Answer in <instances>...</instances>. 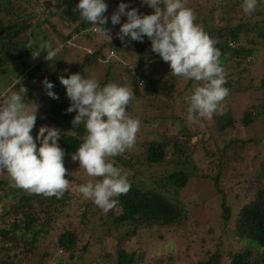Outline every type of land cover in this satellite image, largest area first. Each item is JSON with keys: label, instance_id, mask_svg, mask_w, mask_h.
<instances>
[{"label": "trees", "instance_id": "1", "mask_svg": "<svg viewBox=\"0 0 264 264\" xmlns=\"http://www.w3.org/2000/svg\"><path fill=\"white\" fill-rule=\"evenodd\" d=\"M105 2L108 4V11L105 15L109 17L105 27L111 30L110 34H116L120 25L113 26L110 17L118 5L124 1L105 0ZM32 3L33 0H0V68H11L12 76L16 73V78L9 77L7 81L0 80V82L2 81L0 86L5 90L15 88L19 82L18 79L21 78L22 85L28 89L25 102L30 107H34L32 105L33 98L36 93L41 91V101L44 103L45 111L44 116L37 117L36 122L40 127L49 126L60 130L59 145L65 151L64 163L66 165L72 160V154L83 142L86 130L83 124L73 128L72 121L77 113L66 111L71 102L67 98L65 87L58 78L61 74L65 75V67L56 58L52 61L45 60L46 51L41 50L39 39L43 36L41 31L46 33L44 26L51 24L52 19L56 16L59 18L67 16L71 20L78 21L71 34L67 36L61 34L60 43L62 42L64 45L59 46L60 50L67 47L69 40H72V43L79 39L90 40L98 34H84L91 25L82 17H78L79 10L74 11L79 0L68 2L51 0L50 3L61 10L62 15L50 12L46 13L44 18L41 16L45 9H42V13L29 10ZM126 3L138 9L141 15H145V12L142 14L144 8L150 9L148 14L152 11L154 13V9L143 4L142 0H126ZM241 4H243V0H194L192 5L186 4L194 10L195 14L203 8L208 12V15L197 24L201 25L215 41V47L221 52L220 61L225 72V64L228 59L250 57L251 47L254 45L256 49L258 47L260 51L264 50V44H260L255 39L264 40V27L262 28L258 24L248 27L247 23L231 26L235 18L234 15L237 14L236 8ZM257 5L264 7V0H257ZM256 13L259 15L261 12ZM121 20L125 22L126 17L122 16ZM215 25L219 27H214ZM247 32L252 40L242 38L243 34ZM251 33L256 34L251 36ZM73 37L77 38L73 39ZM128 45L135 53H131V57L126 59L127 66L131 67L132 73L138 78L137 87L139 89H133L134 95L145 94V97L154 100L168 99L169 97L176 100V97L179 96L181 78L171 75L169 64L151 50V41L146 36L143 42L131 41L129 38L127 45L121 41L104 42L93 52L83 56V59L79 60L74 69L68 71L65 76L81 73L86 77L87 68H96L100 65L104 58L105 47H110V56H112L113 52L117 54L122 46L127 48ZM37 53L39 56L34 57L33 55ZM45 78L54 84L52 90L59 99H53L46 94L43 85ZM226 81L228 82L225 87L230 89L232 82L228 80V76H226ZM106 84H108V80L101 87ZM182 101L183 108H186L187 101L185 99ZM132 104L130 102L127 106L128 114L139 118L141 125L152 124L153 117H141V113L146 115L149 113L147 107L133 108ZM253 107L255 113L252 110L246 112L242 121L245 126L254 125L257 121L264 120V102ZM216 116L215 132L210 137L211 141H204V144L199 141L198 133H191L188 129L180 130L178 123L184 122L182 118L176 119L180 130L178 135L169 138L164 136L161 139L160 136H154L151 133L149 134L151 136L143 144H140L144 150L142 157L144 166L161 165L170 160L175 162L176 170L169 175H161L159 181L156 183L154 181V184L152 182L151 186H145V184L137 182L135 178L129 181L131 187L127 194L114 198L118 200V203L110 210L109 214H111V224L125 232L124 236L119 237L120 241H128L142 231L173 226L192 231L189 234L194 238L193 235L213 221L212 217L219 216L221 213L218 220L223 223V233L230 232V236L223 240L221 235L222 238L220 239V236L216 240L219 243H217V247L222 249L217 250L212 258H216L215 261L224 257L229 258L230 264H264V162L259 166L253 165L252 170L255 172L244 182H236L230 189L224 190L223 185L231 173V170L227 168L230 154L233 153V145L239 142V139L228 141L230 130L237 123L232 113L223 112ZM34 128L36 130L32 131V135L35 138L38 135V128ZM206 132H202L203 137ZM214 144L218 145L221 150L213 148ZM37 145L39 147V141H37ZM201 146L213 160L206 166V169H203L204 173L200 172L201 168L198 166L194 165L197 171H194L190 166L193 158L189 153ZM126 162L128 165L129 162ZM244 175L240 173V177ZM196 177L208 179L213 183L214 192L211 198H204L198 193L191 200L183 201L182 193L188 190L191 180ZM66 178L68 179L69 175ZM241 184L243 186L238 188ZM0 191V264H67L66 261L68 264H83L85 262L84 255L75 258L74 252L78 246L79 238L70 231L62 232L54 246L62 250L63 253L65 252L67 257L56 256L49 250L48 252L44 251L41 245V239L52 233L56 228L58 217L65 212L74 199L73 185L69 187L62 198L29 193L13 187L10 179L0 180ZM213 196L221 197L222 202L212 206ZM92 203L91 200L88 202L89 207H93ZM36 205H41L43 216L38 217ZM209 208L212 209V214L207 211ZM204 210L206 213L203 212ZM211 230L208 231L209 234L213 233ZM225 242H228L229 252L225 250ZM235 247L238 248L235 249ZM84 251H88V248H84ZM113 256L117 259L114 264H134L141 258L135 252L126 251L122 245ZM44 257L46 259H42Z\"/></svg>", "mask_w": 264, "mask_h": 264}, {"label": "rangeland", "instance_id": "2", "mask_svg": "<svg viewBox=\"0 0 264 264\" xmlns=\"http://www.w3.org/2000/svg\"><path fill=\"white\" fill-rule=\"evenodd\" d=\"M50 1L51 0H33V3L29 6V10L42 13V9H45L41 18L46 17V13L48 14L50 12L59 14L61 10L57 9L56 6L50 3ZM64 1L68 2L70 0ZM122 1L126 3V0ZM193 2L194 0H186V4L192 5ZM234 7L236 8V6ZM149 11L150 9L144 8L142 14H144V12L145 14H148ZM258 11L261 12L259 15L256 13ZM236 13L237 14L234 15L235 18L231 26H237L240 23H247L249 24L248 27H251L252 25L256 26V24L260 25L262 28L264 27V7L257 5L253 12L245 13L241 4L236 8ZM150 14H153V11L150 12ZM60 15L62 14L60 13ZM207 15L208 12L203 8L196 14L195 22L198 23V21L202 20ZM78 17H80V15ZM62 18L56 16L52 19L51 24L44 26V31L46 33L41 31L43 34L39 39L41 45L45 42H50L55 49L63 44L62 42L60 43L62 39L61 34L65 36L71 34L78 21L75 19L71 20L67 16H62ZM217 26L218 25H215L214 27ZM116 34L109 33L111 38L108 36L96 35L90 40L79 39L71 45L67 44V47L61 49L55 58L62 62L65 69L72 71L75 64L83 59V56L87 55V53L93 52V50L99 47L102 43L121 41L117 38ZM255 34L256 33H251V36ZM242 38L244 40H252L249 32L244 33ZM255 39L257 42H260V44H264L263 39ZM128 46L129 47L127 48L122 46V49L119 50L117 54L115 53L116 56H110V47H105L104 58L100 65L96 68H87L85 78H89L95 74L100 86L108 80V83H116L121 86H126L131 90L138 88V78L132 73L131 67L126 64V59L131 57V53H134L130 45ZM251 49L252 53L250 57L245 56L242 59L230 58L225 64L226 76H228V80L232 82V86L229 89L230 94L222 103L221 107L223 112H231L237 122L236 126L230 130L231 132L229 133L228 141L239 139V142H236L233 145V153L230 154V161L228 162L229 164L227 168L231 170V173L227 177L225 185H223V188L226 191L236 182H244L245 179L251 177L255 172V170H252L253 165L259 166L264 162V120L255 121L256 123L250 126H245L242 123L246 112L252 110V112L255 113L253 106L264 102V50L260 51L258 47L256 49L255 45L254 47H251ZM12 71L14 72V70ZM68 71H64L65 75L68 74ZM9 77L16 78V73L12 76L11 68H0V80L7 81V78ZM180 78V87L178 90L179 96L176 97V100H173L171 97L168 99L160 98L159 100H154L153 98L145 97V94H135L134 99L131 101V103H133V108H136L137 106H146L149 113L147 115L141 113V117L146 116V118H150L151 116L154 121L149 125H141L140 131L137 134L136 144L132 149L126 151L122 155L108 158L109 162H112L114 166L122 169V174H127L129 181L136 178L135 180L137 182H141L142 184H145V186H151L150 184H152V182L154 184V181L155 183L159 181L161 175H169L176 170L174 168L175 162H171L170 160H167L161 165H143L142 157L144 150H142L140 144H143L147 138L151 136L149 135L151 133L154 134V136L157 135L163 139L164 136L169 138L178 135L180 130L184 131L188 129L191 133L199 134V141L202 142V144H204V141H211L210 137H212V134H214L217 127L216 115H219L220 113L218 112L217 114H214L211 119L200 118L199 122L195 124L187 123L186 109L188 104L186 108H183L184 104L182 99H185L186 96L191 94L194 87L198 86V82L194 80H186L182 77ZM18 80L19 82L17 86L12 88V90H19V87H21L22 79L19 78ZM4 90L5 88L0 86V93H4ZM41 96V91L36 93L32 102L34 107H30L31 110L34 111L35 105L37 106V117H43L45 111ZM0 103H3L2 98H0ZM180 118H182L184 122L180 121L178 123V125H180L179 130L176 119ZM35 127L38 128L39 132L40 125L37 122ZM33 130L35 131L36 129L34 128ZM205 131L207 132L204 135L205 137H203L202 132L204 133ZM213 148L218 150L219 146L214 144ZM204 149L205 148L201 146L193 150L192 153H189L193 158L191 161L192 164L190 165L191 168L194 171H197V169L194 168V165L198 166L201 168V173H204L203 169H206V166L213 161L210 154L207 151H204ZM220 150L221 149L218 151ZM126 161L129 162L128 165ZM65 167L69 172L68 180L70 181V186L73 185L74 199L65 209V212L58 217L56 228L52 233L41 239V245L43 246L44 251L48 252L49 250L56 256L62 255L67 257L65 252L63 253L62 250L54 247L60 234L66 230L78 236V246L76 247L74 255L75 258L84 255L85 262L83 264H114L117 259L113 255L121 245L129 253L135 252L141 257L140 260H136L134 264H230L229 258L224 257L218 261H215L216 258H212L217 250L222 249L217 247L218 242L216 240L221 235L223 236V240L230 236V232L226 234L223 233V223L218 220L221 213L219 216L212 217L213 221L208 223V225H205L197 234L193 235L194 238L189 234L192 231H189L188 229L183 230L180 229V227L173 226L168 228L157 227L151 230L142 231L130 240H125L123 242L119 240V237L124 236L125 232L118 230L111 224V214H109L111 211H103L94 203H92L94 208L92 206L89 207L88 202H90V200L85 199L78 191L81 184L87 183L90 180L94 182L101 178L88 176L86 171L79 167L78 161L73 162V160H71L65 165ZM240 173L245 175L240 177ZM235 176L239 177L236 178ZM2 179H10V177L6 172H0V180ZM242 186L243 184L239 185L238 188ZM190 187L187 191L185 190L182 193L183 201L191 200V198L194 195L197 196L198 193L204 198H211L214 192L213 183L210 180L201 177L192 179ZM221 202L222 198L219 196H213L211 199L212 206L219 205ZM36 206L38 207V217L43 216L41 205ZM207 211H210V214H212L211 208ZM203 212L206 213L205 210ZM210 229L213 230V233L209 234L208 231ZM225 246L226 252H229L230 247L228 246V242H225ZM84 248H88V251H84ZM236 248L238 247H235V249ZM42 259L46 258L44 257ZM77 262H79V260H77ZM66 263L68 264V261H66ZM69 263H71V261H69Z\"/></svg>", "mask_w": 264, "mask_h": 264}, {"label": "clouds", "instance_id": "3", "mask_svg": "<svg viewBox=\"0 0 264 264\" xmlns=\"http://www.w3.org/2000/svg\"><path fill=\"white\" fill-rule=\"evenodd\" d=\"M142 3L154 9V13L141 15L135 7L121 2L111 14V24L120 25L117 38L127 45L129 38L143 42L146 36L151 41V50L169 64L171 75L198 82L185 97L187 123H198L200 118L211 119L218 112L223 114L221 105L230 90L225 87L221 52L204 28L195 22L194 10L186 5V0H142ZM256 6L257 0H243L245 13L253 12ZM75 10L91 25L87 32L111 38V30L105 27L109 21L105 15L108 11L105 0H79ZM122 16L126 17L125 22ZM68 44L71 45L72 40ZM40 48L46 51L47 61L54 60L60 51V47L54 49L50 42ZM111 55L115 56V52ZM58 78L71 102L66 111L77 113L73 128L83 124L86 130L72 160L78 161L88 176L101 178L81 184L78 191L103 211H109L118 203L114 198L127 194L131 187L127 174H122V169L108 158L122 155L136 144L141 121L127 112L134 92L116 83L101 87L95 74L89 78L81 73L61 74ZM43 85L49 97L59 99L52 90V82L45 78ZM27 91L21 85L18 91L9 88L0 93L3 99L0 103V172L8 174L13 187L62 198L69 190L70 181L66 178L69 172L64 163L65 151L59 145L61 132L55 127L41 126L38 135L33 137L37 106L33 111L25 102Z\"/></svg>", "mask_w": 264, "mask_h": 264}, {"label": "built area", "instance_id": "4", "mask_svg": "<svg viewBox=\"0 0 264 264\" xmlns=\"http://www.w3.org/2000/svg\"><path fill=\"white\" fill-rule=\"evenodd\" d=\"M88 33H95V32H87V31L84 32V34H88ZM76 38H77V37H76ZM231 46L234 47V45H232V44H231ZM142 83H143V82H142ZM142 83H141V84H142Z\"/></svg>", "mask_w": 264, "mask_h": 264}]
</instances>
